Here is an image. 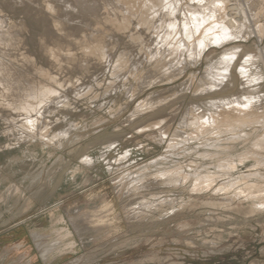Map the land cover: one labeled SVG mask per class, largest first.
<instances>
[{
  "label": "bare ground",
  "instance_id": "1",
  "mask_svg": "<svg viewBox=\"0 0 264 264\" xmlns=\"http://www.w3.org/2000/svg\"><path fill=\"white\" fill-rule=\"evenodd\" d=\"M241 1L0 0V116L2 113L4 118L5 115L11 118L7 119V125L12 121L20 125L6 136L18 135L21 137H17L18 143L20 140L24 143V139L34 141L39 137L44 146L50 143L56 145L57 140L70 137L75 129L72 122L65 130L52 131L54 122L49 119L52 115L54 117L55 110H59L55 106L62 104L66 110L73 106V100L56 89L57 86L74 91L72 95L77 93L81 96L78 99L82 96L88 98L86 95L91 94L94 87L83 84L92 79L96 81L95 86L105 87V92L110 89L112 93L113 89H120L135 76L143 81L146 76L139 75L143 74L140 67L143 69L145 65L149 70L145 73L148 71L157 83L163 82L182 75L188 66L200 62L202 55V60L208 59L216 46H225L226 49L217 57L208 59L203 76H195L191 92L194 91V95H210L208 93H217L218 89L234 87L239 75L235 77L232 68L236 59L242 56L244 60L239 68L242 88L238 94L210 96L201 105L199 101L198 105H188L177 126L171 130L168 127L169 118L161 116L163 113L138 127L137 131L141 133L157 130L158 134H154L152 139L166 138V155L158 159L163 168L157 169L154 174L147 173L138 165L130 164L129 151L114 162L106 155L103 159L114 181V192L125 219L131 226L144 222L165 205L174 209L178 199L168 195L188 186L195 193L211 190L215 194H224L233 190L235 196L244 195L251 200L254 211H264V23L261 22L264 0H246L247 5ZM15 11H23L26 18L43 24L44 30L37 40L45 66L37 63L27 46L28 21L12 18L11 14ZM253 36L258 39L255 47L241 45ZM107 69L113 79L109 82L105 80ZM32 73L41 76L38 78ZM74 73L81 77L74 79L71 75ZM79 83L83 86L79 87ZM150 86L148 84L147 87ZM100 92L91 96L94 102ZM140 92L135 91L137 95ZM168 96L159 98L157 93L158 98L156 95L151 100L145 98L126 122L139 119L167 104ZM115 143L112 140L109 145L106 143V147ZM10 147L0 143V151ZM190 150L195 155L190 163L185 165L176 161L173 167H167L171 156L182 157ZM81 161L91 168L97 164L96 159L87 153ZM241 168H247L246 172H242ZM74 222L71 219L70 224L75 226ZM76 228L74 230H78ZM80 233L84 235L83 231Z\"/></svg>",
  "mask_w": 264,
  "mask_h": 264
},
{
  "label": "rangeland",
  "instance_id": "2",
  "mask_svg": "<svg viewBox=\"0 0 264 264\" xmlns=\"http://www.w3.org/2000/svg\"><path fill=\"white\" fill-rule=\"evenodd\" d=\"M242 2L247 5L246 0ZM261 7L264 8V4ZM262 15L261 22L264 23V13ZM11 16L18 21H28L30 31L26 33L27 46L35 55L37 63L45 66L39 54L37 40L44 30L43 24L26 18L23 11H15ZM256 43L258 39L253 36L241 45L255 47ZM262 45L264 46V42ZM225 49V46H216L208 59L217 57ZM201 58L203 59V55ZM202 59L195 65L188 66L190 68L187 67L182 75L165 80L164 83L158 82L159 84L150 77L148 66L145 65L143 69L141 66L140 72L143 74L139 76H146L143 81L139 79V83L135 76L125 86L117 88L118 91L115 89L117 92L111 89L112 93L110 89L105 92V87L95 86L96 81L87 80L83 85L94 87L93 92L86 95L89 99L84 96L78 99L81 96L77 93L72 95L74 91L69 92L55 85L56 89L73 100V106L67 110L61 103L60 106L57 105L59 107L55 106L59 110H52L57 112L54 117L53 113L50 114L52 116L49 120L54 122L52 131L65 130L72 122L75 128L70 137L56 141L57 147L55 143L44 146L39 137L34 141L24 139V143L21 140L18 143V138H21L18 135L7 137L9 131H16L20 125L12 120L7 125V119L11 118L6 115L4 118L1 113L0 143L9 144L12 148L0 151V264H264V211H254L253 202L244 195L235 196L233 190L224 194H215L211 190L195 193L188 186L168 195L178 199L174 209L171 205H165L161 211L152 213L149 220L131 226L125 219L114 192V181L111 180L106 162L104 163L103 155L109 156L114 162L129 151L130 164L138 165L147 173H157V169L164 167L158 159L166 155V138L152 139L158 131L150 130L147 132L148 136L147 133L137 131L140 125L163 113L161 116L169 118L168 127L171 130L177 126L181 114L189 108L188 105H201L210 96L239 93L242 88L239 74L244 60L242 56L236 59V66L234 64L232 68L235 73L233 75H239L234 87H229V90L220 89L221 93L218 89V94L214 91L213 94L208 93L210 95H194L191 87L195 85V76H203L208 62V59ZM24 70L27 71L26 68ZM145 70L148 71L145 73ZM107 71L105 80L109 82L113 79L111 72ZM71 75L76 78L77 73ZM34 76L40 78L41 75ZM79 77L81 75L78 74L76 79ZM182 82H187L188 85L183 86ZM148 84H151L149 88ZM83 85L80 84L79 87ZM137 90H141L138 95ZM99 92L97 102H94L91 96ZM157 93L159 98L168 94L171 98L167 97V104L159 106L153 112L126 122L141 101L145 98L154 99L155 95L158 98ZM173 93L176 94L174 97ZM112 140L116 141V145L106 147ZM86 153L96 159L97 164L93 168L82 164L81 160ZM194 158L192 150L182 157L171 156L167 167H173L176 161L186 165ZM246 170L247 168H241L242 172ZM71 219L75 220V226L70 224ZM212 219L215 220L211 222ZM74 227L78 230H74ZM82 231L84 235L80 233Z\"/></svg>",
  "mask_w": 264,
  "mask_h": 264
}]
</instances>
